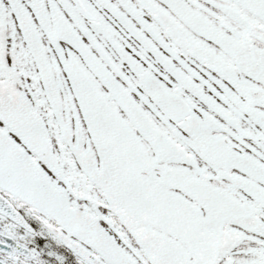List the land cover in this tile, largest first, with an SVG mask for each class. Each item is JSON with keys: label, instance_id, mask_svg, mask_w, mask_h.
Returning a JSON list of instances; mask_svg holds the SVG:
<instances>
[{"label": "snow or ice", "instance_id": "snow-or-ice-1", "mask_svg": "<svg viewBox=\"0 0 264 264\" xmlns=\"http://www.w3.org/2000/svg\"><path fill=\"white\" fill-rule=\"evenodd\" d=\"M0 264H264V0H0Z\"/></svg>", "mask_w": 264, "mask_h": 264}]
</instances>
